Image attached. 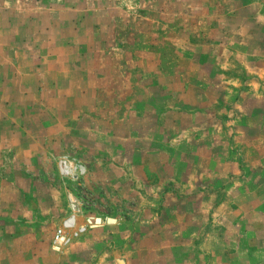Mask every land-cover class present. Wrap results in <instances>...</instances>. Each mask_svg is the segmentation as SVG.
Returning <instances> with one entry per match:
<instances>
[{
	"label": "crops",
	"instance_id": "crops-1",
	"mask_svg": "<svg viewBox=\"0 0 264 264\" xmlns=\"http://www.w3.org/2000/svg\"><path fill=\"white\" fill-rule=\"evenodd\" d=\"M41 1L0 0V162L29 177L26 170L32 171L36 181V158L60 134L72 132L73 120L86 112L96 113L102 140L108 132L114 153L120 152V93L109 86L127 80L120 77L125 67L137 68L130 57L115 61L129 54L111 44L119 28L111 11L123 10L118 3L66 2L69 16L60 24L56 5ZM205 1L183 0L182 13L212 21L214 31L202 35L227 51L247 30L237 50L248 55L240 64L249 75L158 77L156 84L182 90L175 100L169 94L154 98L148 86L143 94H130L127 115L137 134L130 132L126 140L142 144L139 164L154 170V177L136 174L149 190L139 192L136 198L144 201L134 208L149 219L140 229L128 224L129 249L104 253L105 264H264V0H209L205 13H197ZM176 3L153 0L145 9L156 19L158 8L168 16ZM221 22L230 24L217 34ZM162 29V37L170 38L169 28ZM81 32L86 38L78 45L66 44L65 38ZM36 36L53 39L43 43ZM107 100L113 102V125L103 118ZM123 177L119 172L106 179L116 185ZM11 186L0 182V264H57L47 250L55 233L38 237L30 220L24 233L13 232L25 222V192Z\"/></svg>",
	"mask_w": 264,
	"mask_h": 264
},
{
	"label": "rangeland",
	"instance_id": "rangeland-1",
	"mask_svg": "<svg viewBox=\"0 0 264 264\" xmlns=\"http://www.w3.org/2000/svg\"><path fill=\"white\" fill-rule=\"evenodd\" d=\"M32 1L26 0L27 3ZM71 1L42 0L41 3L45 6H49V2L53 7L56 5L58 23L65 24V17L69 15L63 7H66V2ZM98 1L112 6L118 3L123 8L121 11H111L113 16H117L119 25L117 37L111 44L115 48L127 50L129 54L125 57L123 52L122 57L115 61L130 59L137 65L135 69L128 70L125 67L122 70L120 77L127 78L125 82L114 86L107 85L116 95L120 93L119 106H121L122 117L120 127L123 134L120 152L114 153L113 141L109 140L108 132L105 134L106 140H102L103 132L96 129L98 126L96 113L89 111L73 120L72 132L60 134L59 138L49 142L36 158L35 173L40 181L34 180L33 176L36 175H33L32 171L26 170L29 177L21 168L18 169L13 164L3 165V162H0V182L6 186V189L12 185L11 187L18 186L25 192L21 199L25 211V218H23L25 222L22 227L12 229L17 235L27 230L30 220L36 222L35 234L38 237L45 235L48 238L70 214L74 201L78 202L81 208L78 216L79 223H84L91 217L101 218L98 224L89 227L85 233L74 238L73 243L70 242L63 249L56 250L53 248V243L52 246L50 244L47 250L57 264H85L86 262V264H105L102 260L104 253L109 251L111 254L114 252L124 254L129 249L128 224H137L140 229V222L149 219L141 212H136L134 208L138 201H144V199L136 198L139 192L146 195L149 190L146 182L137 178L138 174L148 171L154 177V170L145 169L139 164L138 154L142 144H134L126 140L130 132L137 134L136 126L131 125V118L127 115L131 105L130 94H143L148 86L154 98L162 99L165 94H169L171 100H175L182 90H168L166 86L156 84L158 77L186 78L196 74L207 79L210 77L224 79L249 75L240 64L248 55L237 50L245 44L247 30L233 38L231 42L233 51H227L224 45L211 43L202 35L204 31L208 33L211 30L214 31L212 21L205 17L182 13L183 0H179V3L175 0L177 3L172 8L176 10L165 14L168 16H163L164 14L159 12L158 8L156 19H153L151 12L145 9L153 0ZM131 1L134 2L137 10L130 9ZM209 2L206 0L196 12L205 13ZM229 24L219 23L220 27L215 30L216 33L225 31V26ZM164 25L170 30V38L162 37L165 32L162 29ZM179 30L180 34H184L183 37L182 34L179 35ZM35 38L43 40V43H49L53 39L37 36ZM85 38L86 33L81 32L65 39L67 45L75 46ZM25 41L28 39L26 38ZM197 45H200V49ZM145 78L152 79L151 83L145 84L143 81ZM204 87L210 88L207 85ZM217 87L218 92L224 94L226 90L222 86ZM30 89L28 85L27 90ZM112 103L108 100L105 102L107 113L103 116L105 122L111 125H113L114 117L108 114V108L112 106ZM181 105L184 110H190L188 106ZM6 153L10 157L13 152L9 150ZM141 157L144 158L143 154ZM63 160L71 163L70 174L61 171ZM119 172L125 173L123 180L118 181L116 185L107 181ZM10 199L11 196L8 195L4 203L7 204ZM0 205L4 204L0 202ZM51 206H54L52 211ZM39 225L42 227L40 228Z\"/></svg>",
	"mask_w": 264,
	"mask_h": 264
},
{
	"label": "built area",
	"instance_id": "built-area-1",
	"mask_svg": "<svg viewBox=\"0 0 264 264\" xmlns=\"http://www.w3.org/2000/svg\"><path fill=\"white\" fill-rule=\"evenodd\" d=\"M61 171L65 174H70L71 163L68 160H63L61 163ZM81 208L78 202L74 201L71 206L70 214L64 219L62 225L55 231L53 238V248L61 250L67 246L74 238L85 233L89 227L95 226L101 221V218L91 217L84 223H79L78 216Z\"/></svg>",
	"mask_w": 264,
	"mask_h": 264
}]
</instances>
